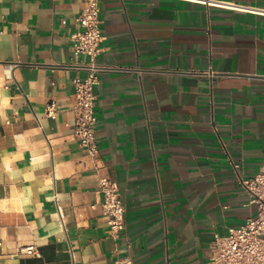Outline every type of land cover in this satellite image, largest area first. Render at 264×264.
Masks as SVG:
<instances>
[{"label": "crops", "instance_id": "1", "mask_svg": "<svg viewBox=\"0 0 264 264\" xmlns=\"http://www.w3.org/2000/svg\"><path fill=\"white\" fill-rule=\"evenodd\" d=\"M214 1L246 8L99 1L91 157L72 126L86 0H0V264H211L214 234L255 215L242 181L264 159V0ZM101 177L122 198L117 236Z\"/></svg>", "mask_w": 264, "mask_h": 264}, {"label": "built area", "instance_id": "2", "mask_svg": "<svg viewBox=\"0 0 264 264\" xmlns=\"http://www.w3.org/2000/svg\"><path fill=\"white\" fill-rule=\"evenodd\" d=\"M100 0H86L84 7L74 17L79 29L70 34L74 55L78 53L89 57L91 66L84 78L73 79L75 89L73 133L79 145L84 147L89 156H95L97 145L95 139L96 116L94 114V86L97 83V72L108 67L93 62L98 54L102 40L99 24ZM207 5L246 8L239 5L222 3L214 0H193ZM64 24L65 21L63 20ZM211 75L210 73H206ZM47 116H54L52 104L46 106ZM248 193L249 202L255 204L256 213L238 227H230L224 236L214 234L210 246L211 264H264V159L259 171L249 180L242 181ZM98 192L102 196V215L111 235L117 236L124 226V206L118 187L108 177L99 179ZM17 253L37 254L34 245L17 248ZM110 264H131L127 258H116Z\"/></svg>", "mask_w": 264, "mask_h": 264}]
</instances>
